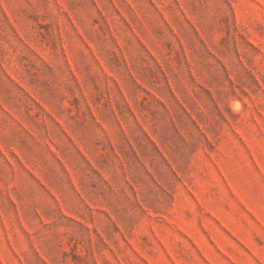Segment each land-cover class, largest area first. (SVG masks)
<instances>
[{"label":"rangeland","instance_id":"374dc122","mask_svg":"<svg viewBox=\"0 0 264 264\" xmlns=\"http://www.w3.org/2000/svg\"><path fill=\"white\" fill-rule=\"evenodd\" d=\"M0 264H264V0H0Z\"/></svg>","mask_w":264,"mask_h":264}]
</instances>
